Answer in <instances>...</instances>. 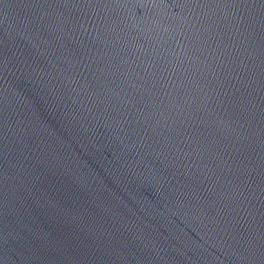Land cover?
Instances as JSON below:
<instances>
[{
	"label": "water",
	"instance_id": "water-1",
	"mask_svg": "<svg viewBox=\"0 0 264 264\" xmlns=\"http://www.w3.org/2000/svg\"><path fill=\"white\" fill-rule=\"evenodd\" d=\"M0 264H264V0H0Z\"/></svg>",
	"mask_w": 264,
	"mask_h": 264
}]
</instances>
